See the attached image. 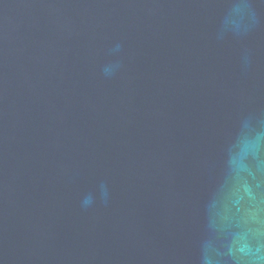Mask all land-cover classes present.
<instances>
[{"label":"water","instance_id":"1","mask_svg":"<svg viewBox=\"0 0 264 264\" xmlns=\"http://www.w3.org/2000/svg\"><path fill=\"white\" fill-rule=\"evenodd\" d=\"M0 264H264V0H0Z\"/></svg>","mask_w":264,"mask_h":264},{"label":"clouds","instance_id":"2","mask_svg":"<svg viewBox=\"0 0 264 264\" xmlns=\"http://www.w3.org/2000/svg\"><path fill=\"white\" fill-rule=\"evenodd\" d=\"M102 187H103V185H102ZM92 200H93V198H92L91 195L85 196V198L82 201V206L83 207H88L89 205H91Z\"/></svg>","mask_w":264,"mask_h":264}]
</instances>
